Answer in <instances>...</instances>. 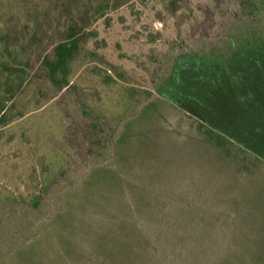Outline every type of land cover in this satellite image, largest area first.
<instances>
[{
  "label": "rangeland",
  "instance_id": "1",
  "mask_svg": "<svg viewBox=\"0 0 264 264\" xmlns=\"http://www.w3.org/2000/svg\"><path fill=\"white\" fill-rule=\"evenodd\" d=\"M204 1L209 0H0V64L17 68L35 58L48 39L44 30L50 34L59 14L61 20L80 9L93 15L92 35L73 62L72 78L86 88L89 103L107 122L121 126L111 165L84 174L80 169L72 178H62L52 198L47 197L49 206L59 210L53 226L44 243L36 239L29 246L31 238L24 246L37 255L46 251L50 257L43 264H120L112 251L118 245L109 250V240L117 244L130 238L161 248L163 239L175 235L172 225L185 227L186 238L200 239L190 227L192 217L157 208L170 200L190 207L202 202L204 191L214 198L225 159L214 150V142L202 138L204 129L213 128L157 92L133 107L129 96L130 88L141 94L152 88L151 69L170 49L179 14L188 13L185 4ZM187 25L188 19L180 26ZM4 74L0 68L1 99L9 106L13 92L17 103L13 120L0 123V199L10 198L18 208L22 200L12 198L31 199L44 191L65 167L71 149L60 103L39 97L38 81L26 77L19 84V72L5 85ZM231 167L237 173L233 162ZM22 214L28 218L27 236L34 217L30 211ZM134 245L139 252L141 245Z\"/></svg>",
  "mask_w": 264,
  "mask_h": 264
},
{
  "label": "trees",
  "instance_id": "2",
  "mask_svg": "<svg viewBox=\"0 0 264 264\" xmlns=\"http://www.w3.org/2000/svg\"><path fill=\"white\" fill-rule=\"evenodd\" d=\"M185 8L188 13L179 14L170 49L153 64L152 88L144 94L130 88L129 99L131 107L139 106L157 92L211 126L213 129H204L202 138L214 142V150L225 159L219 166L223 177L213 199L204 191L202 202L190 207L170 200L157 208L192 217L190 227L200 239L186 238L185 227L172 225L175 235L163 239L161 248L125 238L119 240L120 245L109 240L108 249L118 245L112 251L120 264H153L154 257L157 264H264V0H209L185 4ZM74 15L61 20L59 14L50 34L44 30L48 39L36 50L35 58L23 63L25 68L0 64L7 73L5 85L20 72L16 76L19 84L26 77L29 82L38 81L39 97L60 103L71 149L65 167L43 186L44 191L31 199L12 198L17 203L22 200L18 208L10 198L0 199V264H43V258L50 257L46 251L37 255L24 246L31 238L29 246L36 239L44 243L42 239L53 226L59 210L49 206L50 194L62 178H72L80 169L84 174L87 169L112 164L121 126L107 122L89 103L86 88L72 78L73 62L92 35L93 15L81 9ZM187 19L188 25L180 26ZM12 93L9 106L0 95L3 125L14 117L17 102ZM232 162L237 173L232 171ZM241 162L245 164L241 166ZM27 211L34 218L30 234L25 236L28 218L22 213ZM135 243L141 245L140 253ZM147 250L152 255L145 257Z\"/></svg>",
  "mask_w": 264,
  "mask_h": 264
}]
</instances>
